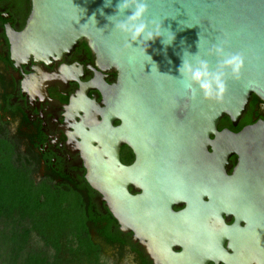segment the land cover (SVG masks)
<instances>
[{"label":"water","instance_id":"1","mask_svg":"<svg viewBox=\"0 0 264 264\" xmlns=\"http://www.w3.org/2000/svg\"><path fill=\"white\" fill-rule=\"evenodd\" d=\"M32 2L26 28L10 35L15 57H60L86 39L100 63L119 72L107 91L104 119L82 135L81 150L89 183L104 195L122 229L147 243L162 264H264V205L251 209L245 226L209 223L229 205L205 204L197 173L223 169L231 155H239L238 175L264 198V121L239 132L219 129L226 116L237 126L253 95L264 101V0H149L148 16L175 34L167 46L164 37L126 46L106 18L116 0L111 7H103L104 0ZM93 14L96 21L89 19ZM222 40L228 51L243 54L240 76L226 80L219 100L202 93L193 99L178 71L184 51L195 55L199 41L198 55L215 65L216 58L204 52ZM117 119L122 123L115 127ZM124 144L137 155L131 165L121 161ZM184 203L185 209H174Z\"/></svg>","mask_w":264,"mask_h":264},{"label":"flooded vegetation","instance_id":"2","mask_svg":"<svg viewBox=\"0 0 264 264\" xmlns=\"http://www.w3.org/2000/svg\"><path fill=\"white\" fill-rule=\"evenodd\" d=\"M32 9V0H0L2 152L11 154L22 177H30L35 185L47 186L73 197L65 206L80 207L87 218L81 235L64 236L61 251L46 246L43 238L34 233L26 253H46L62 259V264H123L127 261L131 264H162L151 254L147 243L122 229L104 195L87 179V163L81 150L82 135L103 121L107 91L118 83L119 72L102 65L86 39L60 57H15L10 35L24 31ZM80 99L89 101L90 106L77 105ZM224 119L226 121L222 123L221 120L219 129L228 128L235 132L264 121V101L253 95L237 126L229 117ZM121 123L117 119L114 126ZM209 150L214 152L213 147ZM192 155L196 157L198 152ZM136 158L135 151L128 144L122 145L121 161L125 165H131ZM239 164L240 156L234 154L223 169L197 170L202 177L203 189H206L203 202L214 208L220 206L221 201L229 205V209L220 212L221 217H209V223L245 226L251 218L248 215L252 214L251 209L258 203L264 205V198L257 190L255 192L256 185L248 184L238 175ZM259 172L264 188V169ZM131 191L136 193L133 187ZM39 203L44 204V201ZM186 207L184 203L174 209L180 211ZM15 215L14 221L21 229L32 223L30 218ZM35 241L41 244H35ZM225 246L229 249V240ZM175 251L181 249L175 247ZM208 264L226 263L212 261Z\"/></svg>","mask_w":264,"mask_h":264},{"label":"trees","instance_id":"3","mask_svg":"<svg viewBox=\"0 0 264 264\" xmlns=\"http://www.w3.org/2000/svg\"><path fill=\"white\" fill-rule=\"evenodd\" d=\"M225 121L223 118L222 123ZM3 148L0 141V259L5 264H62V259L46 253H26L31 238L36 233L46 246L61 251L65 235L78 236L84 232L86 215L76 205L65 206L74 199L68 194L35 185L30 177H22L20 167L11 154L2 152ZM41 200L44 204L39 203ZM15 213L23 219L30 218L29 227L21 229L14 221Z\"/></svg>","mask_w":264,"mask_h":264},{"label":"clouds","instance_id":"4","mask_svg":"<svg viewBox=\"0 0 264 264\" xmlns=\"http://www.w3.org/2000/svg\"><path fill=\"white\" fill-rule=\"evenodd\" d=\"M113 6V0H104L103 7ZM101 15H105L103 8ZM127 13V14H126ZM149 0H116L114 14L107 15V19L114 25V29L124 35L126 46L147 44L156 38L164 37L161 41L165 46L170 45L175 39V34L169 29L162 28V23L148 16ZM89 19H95V14ZM166 30V32H165ZM200 41V39H199ZM198 41V49L199 48ZM228 41L222 40L213 44L205 52L204 56H214L215 65L209 60L198 55L184 51L181 66L178 68L180 77L186 82L184 87L194 99L198 93H202L205 99H221L226 89V80L238 79L244 63V56L239 52L227 50ZM194 59H185V55Z\"/></svg>","mask_w":264,"mask_h":264},{"label":"rangeland","instance_id":"5","mask_svg":"<svg viewBox=\"0 0 264 264\" xmlns=\"http://www.w3.org/2000/svg\"><path fill=\"white\" fill-rule=\"evenodd\" d=\"M35 244H41L39 241H35ZM0 264H5L4 260L0 259ZM123 264H131L129 261L123 263Z\"/></svg>","mask_w":264,"mask_h":264}]
</instances>
